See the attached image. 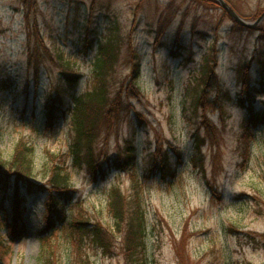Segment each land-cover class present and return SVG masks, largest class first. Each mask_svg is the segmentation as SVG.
I'll use <instances>...</instances> for the list:
<instances>
[{
	"label": "rangeland",
	"instance_id": "obj_1",
	"mask_svg": "<svg viewBox=\"0 0 264 264\" xmlns=\"http://www.w3.org/2000/svg\"><path fill=\"white\" fill-rule=\"evenodd\" d=\"M226 1L248 21L264 13V0ZM31 2L0 0L4 157L11 158L16 143L25 137L36 150L35 184L42 185L47 182L44 152H66L71 143L70 117L54 128L46 127L47 97L61 70L46 59L36 81L28 61L31 26L38 24L53 54L59 48L77 61L82 75L78 92L87 89L93 72L94 50L85 48L86 37L97 46L109 28L119 26L143 57V95L126 100L120 121L109 133L103 129L94 145L105 161L115 160L132 127L138 128L133 137L138 151L135 169L147 215L142 259L146 264H264V127L257 128L254 141L246 145V112L237 102L249 101L239 72L250 63L254 108L264 109V87L259 85L264 79L259 60L264 43L259 41L258 28L241 31L222 7L201 0H36L34 12ZM159 31L165 35L163 45L156 47ZM178 32L184 49L175 58L170 53ZM210 51L216 55L220 87L211 83L209 102L203 107L196 98L201 92L203 57ZM129 65L124 48L111 80L113 93L129 75ZM246 150L249 159L242 168ZM155 162L165 163V174L160 169L152 172ZM73 185L72 200L66 205L67 225L59 232L42 230L45 196L27 197V237L14 243L12 254L0 264H37L44 237L61 242V263L67 264L72 245L64 230L80 213L100 225L107 239L105 245L86 238L85 248L94 264H135L127 259L124 237L115 232V222L106 211L114 185L132 193L131 176L115 170L107 180L95 183L85 171H74ZM4 195L1 192L0 203Z\"/></svg>",
	"mask_w": 264,
	"mask_h": 264
},
{
	"label": "trees",
	"instance_id": "obj_2",
	"mask_svg": "<svg viewBox=\"0 0 264 264\" xmlns=\"http://www.w3.org/2000/svg\"><path fill=\"white\" fill-rule=\"evenodd\" d=\"M29 0H25V2ZM208 6L218 8L216 0H201ZM30 11L34 12L36 0H32ZM28 6V3H26ZM221 7V6H220ZM29 14L26 15L27 20ZM226 17H230L225 12ZM231 18V17H230ZM236 28L243 31L245 28L238 23ZM38 24L31 26L29 31L28 51L29 65L35 69L36 81L40 75V63L49 59L60 68L58 83L50 90L45 105L46 127L51 129L61 119L70 117L71 143L68 151L53 153L46 150V178L42 185L35 184L36 150L32 143L25 137H21L16 143L11 158L3 155L0 147V194L4 192V199L0 203V263L13 252L14 243L24 240L28 233V205L27 197L45 196L46 217L43 231L59 232L66 219V205L73 197L74 171H85L93 182L107 180L112 171L128 173L132 178L133 191L126 194L119 186L114 185L109 190L107 210L114 220L115 232L124 237L125 255L135 264H146L145 259L147 237V215L144 203L141 199L142 186L136 175L138 151L134 138L137 133L136 126L132 127L130 139L125 143L119 157L109 161L100 156L95 150V141L102 130H110L115 122L120 121L123 105L126 100L139 99L143 95L140 80L142 78L143 57L139 49L134 45L131 36L126 39L119 26L108 29L104 38L95 45V41L85 39V48L94 50L93 72L84 92H78L82 75L78 71L77 61L67 58L62 49L56 48L55 54L47 46L44 36L41 34ZM259 41L264 43V25L259 27ZM164 35L159 31L155 39V46H162ZM181 34L178 32L175 38V48L171 55L175 58L182 56L178 50L184 49ZM126 48L130 58L131 70L127 78L119 84L117 91H111V80L115 67L121 60L122 50ZM214 51V50H213ZM255 57V56H254ZM260 63L264 66V53H260ZM216 55L213 52L203 57L201 70V92L198 93L196 104L205 105L209 102L207 97L211 83L216 82L220 87L216 73ZM251 64L248 63L239 72V82L243 85L249 101L241 98L237 102L246 112V131L244 142L250 145L255 139V130L264 127V109L254 108L251 90ZM0 83L4 84L5 81ZM264 87V79L260 81ZM6 85L2 87L5 89ZM261 91H256L259 93ZM226 96L228 97L227 93ZM214 106V103H210ZM109 133V132H108ZM247 152V150H246ZM157 153V157H158ZM249 153H245L244 161L240 167H245ZM167 156V155H166ZM160 157V156H159ZM158 157V158H159ZM163 160V157H161ZM165 161V160H164ZM165 163H154L152 172L160 169L165 174ZM9 201V203H8ZM10 204V207L6 205ZM73 218L64 230L69 244L67 264H94L91 256L85 248L86 238L91 237L92 243L105 244L102 227L91 223V219L80 213ZM67 225V224H65ZM41 253L38 255L37 264H64L62 262L61 242H52L50 237L40 240ZM108 244V243H107ZM141 261V263H136Z\"/></svg>",
	"mask_w": 264,
	"mask_h": 264
},
{
	"label": "water",
	"instance_id": "obj_3",
	"mask_svg": "<svg viewBox=\"0 0 264 264\" xmlns=\"http://www.w3.org/2000/svg\"><path fill=\"white\" fill-rule=\"evenodd\" d=\"M216 1L224 9V11L232 18V20H234L236 23H238L240 26L244 28L256 29L264 24V13L260 16V18H257V20L248 21L244 19L242 16H240L226 0H216Z\"/></svg>",
	"mask_w": 264,
	"mask_h": 264
}]
</instances>
